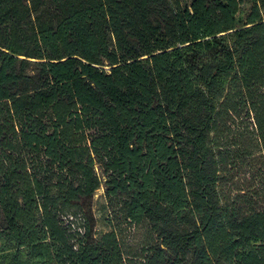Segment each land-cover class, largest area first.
Returning <instances> with one entry per match:
<instances>
[{
	"label": "trees",
	"instance_id": "trees-1",
	"mask_svg": "<svg viewBox=\"0 0 264 264\" xmlns=\"http://www.w3.org/2000/svg\"><path fill=\"white\" fill-rule=\"evenodd\" d=\"M0 239L6 264H264V0H0Z\"/></svg>",
	"mask_w": 264,
	"mask_h": 264
},
{
	"label": "rangeland",
	"instance_id": "rangeland-1",
	"mask_svg": "<svg viewBox=\"0 0 264 264\" xmlns=\"http://www.w3.org/2000/svg\"><path fill=\"white\" fill-rule=\"evenodd\" d=\"M251 7V4L250 3H243L237 16L240 20H244L245 19V16H246V13L248 12V10L250 9ZM103 187L101 186L100 188H98L95 192V194L93 195V198H92V211L95 213L96 217L98 219H102V215H103V212H104V209H102L103 205H104V197H103ZM69 219L75 221V222H79V217L76 216V217H70ZM99 228L102 227V224L99 223L98 225ZM3 246H4V242L2 239H0V264H6L7 262V258L4 256L5 253H6V250L3 249Z\"/></svg>",
	"mask_w": 264,
	"mask_h": 264
}]
</instances>
